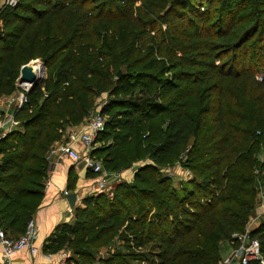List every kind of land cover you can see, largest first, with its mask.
I'll return each instance as SVG.
<instances>
[{"label":"trees","instance_id":"obj_1","mask_svg":"<svg viewBox=\"0 0 264 264\" xmlns=\"http://www.w3.org/2000/svg\"><path fill=\"white\" fill-rule=\"evenodd\" d=\"M2 19L0 96L21 65L46 67L17 116L23 131L0 138L5 234L20 236L41 203L50 144L107 93L99 138L111 143L92 154L109 172L133 167V180L84 197L44 252L71 250L69 264H220L264 180V0H18ZM174 168L191 176L174 186ZM251 233L264 255V220Z\"/></svg>","mask_w":264,"mask_h":264},{"label":"built area","instance_id":"obj_2","mask_svg":"<svg viewBox=\"0 0 264 264\" xmlns=\"http://www.w3.org/2000/svg\"><path fill=\"white\" fill-rule=\"evenodd\" d=\"M17 3L18 0H0V34L3 25L2 11L14 7ZM29 63L33 65L32 71L36 75L44 73L45 64L42 61L34 59ZM34 63L40 66L37 70L33 68ZM15 86L13 93L3 102L4 112L2 119H0V138L16 130L19 125L17 116L29 102L28 93L31 90V83L19 81L18 75ZM84 120L77 125L66 128L64 138L62 141L56 142L55 146L49 151L48 157L52 158L54 156L52 154H55V156L64 155L72 165L82 163L85 169L94 174L92 178L94 188L100 191H108L107 189H113L114 185L121 181V177L118 173L107 171L101 161L92 154L93 149L96 148L97 138L105 127V119L98 111L90 114ZM261 174H264V171ZM112 177L115 179H112ZM256 189V215L249 218L242 232L232 234L229 242L230 248L228 253L222 256L220 264H249L250 262L264 264L260 242L251 233L260 217H264V180H261V178L256 179ZM61 194L65 197L68 190L63 189ZM36 238L37 225L33 217L27 221L24 232L17 238L8 237L0 226L1 264H11V257L22 250L31 255L35 254L38 250L35 245ZM32 264H39V262L36 260ZM53 264H69L65 253L62 254L61 252L60 259Z\"/></svg>","mask_w":264,"mask_h":264},{"label":"crops","instance_id":"obj_3","mask_svg":"<svg viewBox=\"0 0 264 264\" xmlns=\"http://www.w3.org/2000/svg\"><path fill=\"white\" fill-rule=\"evenodd\" d=\"M173 172H180L179 168H174ZM182 173V172H181ZM90 171L85 169L82 163L72 165L69 159L64 155L54 161L50 171L47 172V181L44 184L43 196L40 205L32 215L37 225V238L35 245L38 248L33 255L25 250L15 253L11 257V264H32L38 261L39 264H53L60 259L61 252L46 253L43 250L44 244L53 230L60 224L71 223L73 220L74 208L82 206V198L86 193H91L92 186ZM76 176L75 188L69 189L68 179L70 176ZM67 189L74 192L76 200L73 207H70L66 196L63 197L61 191ZM229 247V245H228ZM2 262V250L0 247V264Z\"/></svg>","mask_w":264,"mask_h":264},{"label":"rangeland","instance_id":"obj_4","mask_svg":"<svg viewBox=\"0 0 264 264\" xmlns=\"http://www.w3.org/2000/svg\"><path fill=\"white\" fill-rule=\"evenodd\" d=\"M201 1V0H200ZM242 11H245V10H242ZM2 29L4 30V27H3V25H2ZM35 59H37L38 61H41L40 59H38V58H35ZM32 60H34V59H31V60H29L28 62H26V63H29L30 61H32ZM25 63V64H26ZM36 65V64H35ZM22 66V65H21ZM21 68V67H20ZM45 70H46V67H45ZM44 70V73H42V74H40L41 76V79L43 80L45 77H46V71ZM42 80H40V82L42 81ZM13 93V91H11L10 93H7V94H3V95H1L0 96V119H2V117H3V112H4V108H3V102L5 101V99L10 95V94H12ZM110 95H108L107 93H102V94H100V95H97V96H95L94 97V102H93V105H92V107H91V109L86 113V115H85V117L83 118V121H85L84 119L85 118H87L90 114H93V113H96V112H100L101 113V115L104 117V119H105V121H106V119H107V115L105 114V113H102V109L108 104V102H109V100H110ZM19 120V119H18ZM81 123V122H80ZM66 128L67 127H65V129H64V131H63V135L61 136V138L59 139V140H57V141H55V142H53V143H51L50 144V146H49V148H48V150H47V152H46V154H45V162H46V169H47V172L48 171H50V169H51V167H52V165H53V163H54V161L55 160H57V158H59V155L58 156H55V154H52V155H54L52 158H49L48 157V154H49V151L55 146V144H56V142H60V141H62V139L64 138V133H65V130H66ZM16 130H20L21 132L23 131V128H22V126H21V124H20V122H19V125H18V127L16 128ZM1 131V130H0ZM109 143H111V138H107V139H103V140H100V138H99V136H98V138H97V143H96V148H100L101 150L103 149V148H105V146H107ZM103 154L104 153H100V158H102V156H103ZM98 159V158H97ZM98 160H100V159H98ZM101 161V160H100ZM146 163V161H143V160H140V161H138L137 162V166H139L140 164L142 165L143 163ZM179 170H181V172H179V173H174L173 172V170H167V173L166 174H168V176H171L172 178H173V183H174V186H176V185H178V181L180 180L179 178H183L182 180H185V179H187L188 177H190L191 176V172H188V170L187 169H183V168H181V169H179ZM111 173H118L119 175H120V177H121V181H119L118 183H120V182H122V181H125V180H127V181H132L133 180V176H134V168L133 167H131V168H128V169H125V170H123V171H114V172H111ZM94 177V175H91V181H92V178ZM112 179H115L114 177H112ZM111 179V180H112ZM46 181H47V175H46V178L43 180V186H44V184L46 183ZM117 183V184H118ZM117 184H115L114 185V187H113V189H107L108 191H100V190H96V189H92L91 188V193H86L84 196H83V198L84 197H93V196H95V195H97V194H100V193H103V194H105V195H107L109 198H112V196H113V192H114V188H115V186L117 185ZM93 186V185H92ZM82 198V199H83ZM79 207H85V204L82 202V206H79ZM73 219H74V217H73ZM260 220H264V217H260ZM71 223H73V220H72V222ZM254 236H256L255 234H253ZM228 250H229V247H228V244L226 243V242H224L223 244H221V254L222 255H225L226 253H228ZM64 253H65V255L67 256V258H72V257H75V258H77V260H78V257H77V255H75V254H73L72 252H71V250H69V251H67V250H65L64 251ZM107 255V253H105V249L103 248V249H101L98 253H97V255L96 256H99V258H103V257H105ZM96 260H98V257H96L95 258ZM81 260V259H80ZM89 264H91V263H89ZM93 264H98L97 262H94ZM143 264H145V263H143Z\"/></svg>","mask_w":264,"mask_h":264},{"label":"water","instance_id":"obj_5","mask_svg":"<svg viewBox=\"0 0 264 264\" xmlns=\"http://www.w3.org/2000/svg\"><path fill=\"white\" fill-rule=\"evenodd\" d=\"M31 64H24L21 66L20 71H19V81H26L28 83H31V88H33L36 84L40 82L41 77L40 75H36L33 71ZM118 75H120V71L117 72ZM66 200L69 204L70 207L74 206L75 200H76V195L74 192H69L66 195Z\"/></svg>","mask_w":264,"mask_h":264},{"label":"bare ground","instance_id":"obj_6","mask_svg":"<svg viewBox=\"0 0 264 264\" xmlns=\"http://www.w3.org/2000/svg\"><path fill=\"white\" fill-rule=\"evenodd\" d=\"M35 64H37V63H34V65H35ZM32 66H33V65H31V67H30V68H32ZM39 67H40V66H38V65H35L33 68H35V70H37V68H39Z\"/></svg>","mask_w":264,"mask_h":264}]
</instances>
